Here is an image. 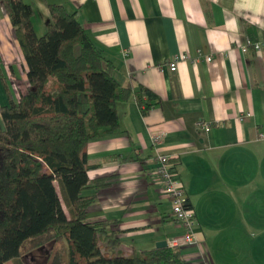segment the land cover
<instances>
[{"label": "crops", "instance_id": "obj_1", "mask_svg": "<svg viewBox=\"0 0 264 264\" xmlns=\"http://www.w3.org/2000/svg\"><path fill=\"white\" fill-rule=\"evenodd\" d=\"M28 1L39 34L51 23L48 2L75 11L132 90L118 102L119 127L88 144L90 179L107 177L88 219L117 222L124 252L182 234L155 173L156 155L167 154L196 211L199 241L182 247L185 256L197 264H264V0ZM180 52L199 56L197 64L187 59L172 70L166 60ZM26 81V59L0 0V105L17 102ZM141 86L158 97L148 107L136 97ZM244 111L251 115L238 119ZM201 120L219 123L206 130Z\"/></svg>", "mask_w": 264, "mask_h": 264}, {"label": "trees", "instance_id": "obj_2", "mask_svg": "<svg viewBox=\"0 0 264 264\" xmlns=\"http://www.w3.org/2000/svg\"><path fill=\"white\" fill-rule=\"evenodd\" d=\"M2 1L26 59L27 87L17 102L0 105V264L59 240L67 258L57 251L51 264H197L180 246L124 252L117 222L88 219L107 183L89 177L88 144L119 127L118 102L132 90L75 11L48 2L51 23L39 34L28 0ZM135 94L146 107L158 98L143 86Z\"/></svg>", "mask_w": 264, "mask_h": 264}, {"label": "built area", "instance_id": "obj_3", "mask_svg": "<svg viewBox=\"0 0 264 264\" xmlns=\"http://www.w3.org/2000/svg\"><path fill=\"white\" fill-rule=\"evenodd\" d=\"M251 42V41H250ZM258 52L262 51V44L260 42H254ZM201 55V52H199ZM191 59L194 64H197L199 56H191L188 52H180L175 54L166 60L172 70L177 69L179 62L183 60ZM205 60H212V55H205ZM251 115L250 111H244L238 115V119L242 120L245 116ZM219 122H209L207 120H201L198 122L199 126L203 129L209 130L212 125ZM258 137L264 139V126L258 131ZM153 139L155 142L160 140L159 134H154ZM155 173L160 179L163 185V195L171 200L172 216L179 221V223L185 227V231L182 234L176 235L169 240V245L184 247L190 244H197L198 239L196 237V211L190 204L186 189L184 188L182 181L176 173L172 158L167 154L156 155Z\"/></svg>", "mask_w": 264, "mask_h": 264}, {"label": "rangeland", "instance_id": "obj_4", "mask_svg": "<svg viewBox=\"0 0 264 264\" xmlns=\"http://www.w3.org/2000/svg\"><path fill=\"white\" fill-rule=\"evenodd\" d=\"M79 51L80 46H77L76 53ZM38 248L32 251H27L26 247L18 259L11 260L7 264H51L57 251L67 258V243L65 240L47 243L42 245L39 249Z\"/></svg>", "mask_w": 264, "mask_h": 264}, {"label": "water", "instance_id": "obj_5", "mask_svg": "<svg viewBox=\"0 0 264 264\" xmlns=\"http://www.w3.org/2000/svg\"><path fill=\"white\" fill-rule=\"evenodd\" d=\"M168 246V241L163 239V240H160L158 243H157V247H166Z\"/></svg>", "mask_w": 264, "mask_h": 264}]
</instances>
